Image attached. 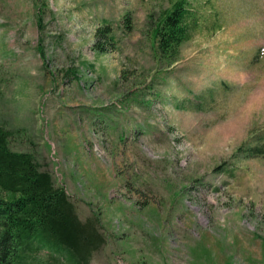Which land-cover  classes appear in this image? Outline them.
Returning a JSON list of instances; mask_svg holds the SVG:
<instances>
[{
	"label": "rangeland",
	"instance_id": "374dc122",
	"mask_svg": "<svg viewBox=\"0 0 264 264\" xmlns=\"http://www.w3.org/2000/svg\"><path fill=\"white\" fill-rule=\"evenodd\" d=\"M190 1L169 63L171 0H0V126L97 224L90 264H264V156L236 151L264 135V0Z\"/></svg>",
	"mask_w": 264,
	"mask_h": 264
},
{
	"label": "trees",
	"instance_id": "16d2710c",
	"mask_svg": "<svg viewBox=\"0 0 264 264\" xmlns=\"http://www.w3.org/2000/svg\"><path fill=\"white\" fill-rule=\"evenodd\" d=\"M41 21L38 17L39 26ZM151 23L157 55L174 63L199 19L190 0H171ZM110 31L105 24L94 36L107 37ZM98 41L94 48L102 52ZM10 135L0 126V264H90L105 242L97 224L78 217L65 188L54 183L32 153L10 148ZM236 151L264 156V135L251 134ZM39 252L45 257L38 258Z\"/></svg>",
	"mask_w": 264,
	"mask_h": 264
}]
</instances>
